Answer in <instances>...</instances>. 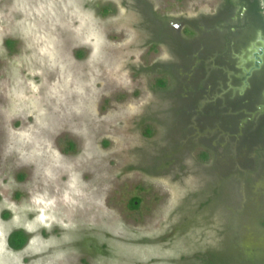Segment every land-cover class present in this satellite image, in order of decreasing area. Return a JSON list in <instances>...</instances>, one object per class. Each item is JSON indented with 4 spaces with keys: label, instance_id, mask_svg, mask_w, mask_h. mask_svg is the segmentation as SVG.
I'll return each instance as SVG.
<instances>
[{
    "label": "rangeland",
    "instance_id": "rangeland-1",
    "mask_svg": "<svg viewBox=\"0 0 264 264\" xmlns=\"http://www.w3.org/2000/svg\"><path fill=\"white\" fill-rule=\"evenodd\" d=\"M251 1L0 0V264H264Z\"/></svg>",
    "mask_w": 264,
    "mask_h": 264
},
{
    "label": "trees",
    "instance_id": "trees-1",
    "mask_svg": "<svg viewBox=\"0 0 264 264\" xmlns=\"http://www.w3.org/2000/svg\"><path fill=\"white\" fill-rule=\"evenodd\" d=\"M228 2H229V0H223V5H226ZM251 8L253 11H256V12L261 11L262 7L260 5L259 0H252L251 1ZM152 42H154V41H152ZM154 43H152V44L155 45ZM159 71L167 73L166 69H162L161 67L159 68ZM158 85L160 88H165V82L162 79L158 80ZM171 87H172V84L170 82L166 88L170 89ZM258 152H260V151H258ZM209 154H210L209 151L207 149H205V152L202 153V158H206ZM239 175L243 176L244 174H239ZM138 204H139V200H137L136 202H134L132 200L130 201V207L136 208L138 206ZM260 223L262 225H264V218L261 219ZM27 239H28V236L25 233V231H23V229H18V230H14L10 233V235L8 237V243H9L11 248L18 250V249H21L26 244Z\"/></svg>",
    "mask_w": 264,
    "mask_h": 264
},
{
    "label": "flooded vegetation",
    "instance_id": "flooded-vegetation-1",
    "mask_svg": "<svg viewBox=\"0 0 264 264\" xmlns=\"http://www.w3.org/2000/svg\"><path fill=\"white\" fill-rule=\"evenodd\" d=\"M260 54H261V51H259V53L257 54V57H258V59H256L257 62H259L258 60L260 58Z\"/></svg>",
    "mask_w": 264,
    "mask_h": 264
},
{
    "label": "water",
    "instance_id": "water-1",
    "mask_svg": "<svg viewBox=\"0 0 264 264\" xmlns=\"http://www.w3.org/2000/svg\"><path fill=\"white\" fill-rule=\"evenodd\" d=\"M263 2H264V0H263Z\"/></svg>",
    "mask_w": 264,
    "mask_h": 264
}]
</instances>
